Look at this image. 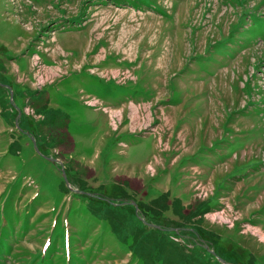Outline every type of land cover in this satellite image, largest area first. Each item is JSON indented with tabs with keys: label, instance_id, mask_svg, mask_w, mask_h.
I'll list each match as a JSON object with an SVG mask.
<instances>
[{
	"label": "rangeland",
	"instance_id": "374dc122",
	"mask_svg": "<svg viewBox=\"0 0 264 264\" xmlns=\"http://www.w3.org/2000/svg\"><path fill=\"white\" fill-rule=\"evenodd\" d=\"M163 191L198 236L133 217ZM161 243L264 264V0H0V264H169Z\"/></svg>",
	"mask_w": 264,
	"mask_h": 264
},
{
	"label": "trees",
	"instance_id": "16d2710c",
	"mask_svg": "<svg viewBox=\"0 0 264 264\" xmlns=\"http://www.w3.org/2000/svg\"><path fill=\"white\" fill-rule=\"evenodd\" d=\"M28 130H29V128H28ZM124 193H127V192L124 190ZM168 194H169L168 191H163V192H159L157 195L149 198L148 200H135L140 212L143 215V218H144L143 220L140 217L135 215L136 213L133 210V206L131 204L130 205L128 204L130 207H132L130 209V212L133 214V217H135L137 222L140 223L144 228H155V229L161 230V227H160L161 224L158 222L150 221L149 219H147L145 216L146 215L145 213H148L150 216H156V217L161 216V217L165 218V217H167V215H163L164 212H166L167 210H171V212L174 211V213L180 214L181 218L184 219V220L180 221L179 223H177L178 229L181 230V231L178 230L179 231L178 234H181L187 238L190 237L189 232H192L194 235H196L194 233L193 228H191L187 225L186 226H184V225L186 222H188V218L191 215H193L194 213L198 212V210H195V209L191 210L190 208L185 209L184 206L179 202L178 197L173 196L172 198H168ZM126 197H128V196L126 195L125 198ZM124 203L125 202H122V203H120V205H123ZM114 205L115 204H113L112 206L114 207ZM149 223H154L158 226H153V225H150ZM170 226H172V225H170ZM183 229H188V230L184 231ZM201 231L206 233V231L204 229ZM173 232L176 233V231H173ZM141 235L142 234H140L139 231H130L128 229L124 230V238L130 237L132 240H134L135 238H137L138 236H141ZM194 235H192V236H194ZM196 236H198V235H196ZM195 243L197 244V245H195V248L200 247L203 249V247H201V245L199 243H197V242H195ZM131 247H132L134 256H142L141 261L146 263L145 262V260L147 261L146 256H150L147 253V248L143 247L144 253L142 254L143 248L136 250L134 245H131ZM182 248H183L182 246L181 247H176V246L175 247H173V246L167 247V244L162 245V243H161L160 245H158L155 248L156 251H155L154 256H157V257H151V260L156 259V260L160 261L159 260L160 256H163V259L165 261H167L169 264H206V262H203L199 259H196L199 263H196L195 261L185 260L184 256H186L187 254L183 253V251L181 250ZM190 256H192V254ZM219 262H221V261H219Z\"/></svg>",
	"mask_w": 264,
	"mask_h": 264
},
{
	"label": "flooded vegetation",
	"instance_id": "af4514ba",
	"mask_svg": "<svg viewBox=\"0 0 264 264\" xmlns=\"http://www.w3.org/2000/svg\"><path fill=\"white\" fill-rule=\"evenodd\" d=\"M14 110L16 112V117L14 118L13 126L17 129L18 133H21V134L26 135L28 137V135H27L28 127H31V125L30 124H27L26 126L25 125L24 126L19 125V119H21V113H20L19 107H17V109L14 107ZM15 119H16L17 124H15ZM153 225H155V224H153Z\"/></svg>",
	"mask_w": 264,
	"mask_h": 264
},
{
	"label": "crops",
	"instance_id": "0c3cea01",
	"mask_svg": "<svg viewBox=\"0 0 264 264\" xmlns=\"http://www.w3.org/2000/svg\"><path fill=\"white\" fill-rule=\"evenodd\" d=\"M11 57H8V59H10ZM26 91V93H27V91L28 90H25ZM30 91V90H29ZM32 94H33V92H29V95H31L32 96ZM65 138H66V140H67V142H69V141H71V139H70V137H67V136H65ZM69 149H71L70 147H69ZM68 149V150H69ZM67 151V150H66ZM146 161V160H145ZM132 163H134V162H132ZM161 181V179H159V182ZM159 182H155V184H157V183H159ZM128 186L129 187H132L130 184H128ZM135 187V188H134ZM163 187V186H162ZM136 189V190H141L142 188H143V181H141V183L140 182H138V183H136L133 187H132V189ZM164 189V188H163ZM144 190V189H143Z\"/></svg>",
	"mask_w": 264,
	"mask_h": 264
},
{
	"label": "water",
	"instance_id": "95a60500",
	"mask_svg": "<svg viewBox=\"0 0 264 264\" xmlns=\"http://www.w3.org/2000/svg\"><path fill=\"white\" fill-rule=\"evenodd\" d=\"M9 97L11 98V92H9ZM14 107L17 109L16 106H14ZM15 124H17V123H16V119H15ZM31 139L33 140L32 137H31ZM63 175H64V174H63ZM130 203L133 204V205L135 206V208H136V204H135V201H134V200L131 199V200H130ZM220 260H222V259H220Z\"/></svg>",
	"mask_w": 264,
	"mask_h": 264
}]
</instances>
